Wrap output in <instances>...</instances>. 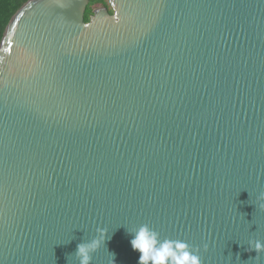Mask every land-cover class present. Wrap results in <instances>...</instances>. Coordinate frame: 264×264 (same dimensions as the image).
Segmentation results:
<instances>
[{
    "label": "water",
    "instance_id": "1",
    "mask_svg": "<svg viewBox=\"0 0 264 264\" xmlns=\"http://www.w3.org/2000/svg\"><path fill=\"white\" fill-rule=\"evenodd\" d=\"M108 2L28 0L6 28L0 264H78L99 227L91 264H138L141 224L264 264V0Z\"/></svg>",
    "mask_w": 264,
    "mask_h": 264
},
{
    "label": "clouds",
    "instance_id": "2",
    "mask_svg": "<svg viewBox=\"0 0 264 264\" xmlns=\"http://www.w3.org/2000/svg\"><path fill=\"white\" fill-rule=\"evenodd\" d=\"M128 232L132 234L130 240L132 249L140 253L138 264H203L199 247L186 240L161 238L160 233L148 224H141L134 230L128 229ZM107 233V230L99 227L91 239L77 245L74 258L78 264H91L93 253L104 245ZM252 249L257 253L264 251V242L255 241ZM114 255L112 253L113 261Z\"/></svg>",
    "mask_w": 264,
    "mask_h": 264
},
{
    "label": "trees",
    "instance_id": "3",
    "mask_svg": "<svg viewBox=\"0 0 264 264\" xmlns=\"http://www.w3.org/2000/svg\"><path fill=\"white\" fill-rule=\"evenodd\" d=\"M27 1L28 0H0V44L11 19ZM98 6H107L110 13L113 12L108 0H90L85 13L86 22L90 20V16L93 14V10Z\"/></svg>",
    "mask_w": 264,
    "mask_h": 264
}]
</instances>
